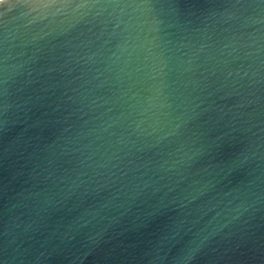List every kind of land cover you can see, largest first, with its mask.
<instances>
[{
  "label": "water",
  "instance_id": "obj_1",
  "mask_svg": "<svg viewBox=\"0 0 264 264\" xmlns=\"http://www.w3.org/2000/svg\"><path fill=\"white\" fill-rule=\"evenodd\" d=\"M0 264H264V0H3Z\"/></svg>",
  "mask_w": 264,
  "mask_h": 264
},
{
  "label": "snow or ice",
  "instance_id": "obj_2",
  "mask_svg": "<svg viewBox=\"0 0 264 264\" xmlns=\"http://www.w3.org/2000/svg\"><path fill=\"white\" fill-rule=\"evenodd\" d=\"M3 2V0H0V3H2Z\"/></svg>",
  "mask_w": 264,
  "mask_h": 264
}]
</instances>
